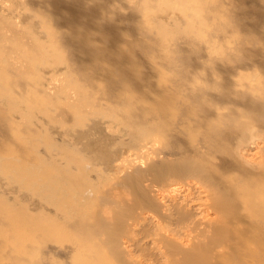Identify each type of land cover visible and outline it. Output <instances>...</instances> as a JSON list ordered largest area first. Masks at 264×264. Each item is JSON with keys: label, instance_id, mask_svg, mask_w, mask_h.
<instances>
[{"label": "bare ground", "instance_id": "obj_1", "mask_svg": "<svg viewBox=\"0 0 264 264\" xmlns=\"http://www.w3.org/2000/svg\"><path fill=\"white\" fill-rule=\"evenodd\" d=\"M31 1L90 26L0 5V264H264V0Z\"/></svg>", "mask_w": 264, "mask_h": 264}, {"label": "rangeland", "instance_id": "obj_2", "mask_svg": "<svg viewBox=\"0 0 264 264\" xmlns=\"http://www.w3.org/2000/svg\"><path fill=\"white\" fill-rule=\"evenodd\" d=\"M10 1L11 0H9V1H7L9 4H10ZM13 1V0H12ZM56 0H53V2H55ZM87 1H90V0H87ZM3 2H6L5 0H0V5H3L2 3ZM6 2V3H7ZM52 2V1H51ZM91 2V1H90ZM7 3V4H8ZM59 3V2H58ZM5 4V3H4ZM26 4H27V6H26V9H21L23 12H25V14H30V16L31 17H33V20L31 21V19L30 18H28V19H21V20H19L18 18H15V17H13V15L10 13V12H8V11H4L3 12V14H5L7 17H10L11 19H13V20H18L19 22H20V24H22L23 26H26V23L27 24H29L30 26H32L33 27V23H35V22H37L38 20H37V16H39L40 18H41V22L44 24V22L46 21V22H48V20H49V22H52V24L55 22V20H56V22L54 23L55 24V27H58L59 26V30H61V31H63V30H65V32H67V33H71V32H73V30L74 29H72V27H74L75 28V26H77V25H80L82 28H83V30L84 29H86V28H88L87 26H90V25H88L87 24V26L85 25V23H84V21L82 22L81 20L83 19V18H85V16L83 17V15L82 16H80L81 14H83V12H87V11H81L80 12V10L79 9H75L74 7L72 8L71 6H68V8L67 7H65L64 6V8H63V5L60 3L58 6H57V8H54V10L52 9V7H50V8H47V7H44V6H46L45 4H43L42 2H40V1H31V0H26ZM61 5H62V7H61ZM90 5H92V10H94L95 8H96V6H94V5H96V4H90ZM60 6V7H59ZM16 7V6H15ZM69 7H71V8H69ZM17 8V7H16ZM56 9V10H55ZM97 10L95 11V13H100L101 14V12H103V11H105V13H106V10L104 9V8H100L101 9V11L99 12V9L98 8H96ZM79 10V11H78ZM98 11V12H97ZM39 13V15H37ZM41 13L43 14L42 16L43 17H41ZM33 14V15H32ZM60 14H61V16H60ZM86 14V13H85ZM84 14V15H85ZM61 17V20L62 21H60L59 19H60V17ZM57 17H59V19H57ZM67 18L68 19V21L67 22H65V20L64 19H62V18ZM81 17H83V18H81V20H80V18ZM55 19V20H54ZM59 20V21H58ZM84 20V19H83ZM17 21V22H18ZM35 21V22H34ZM64 21V22H63ZM26 22V23H25ZM69 22H70V24H69ZM56 23H59L58 24V26H57V24ZM73 23H74V25H73ZM83 23V24H82ZM84 25V26H83ZM86 26V27H85ZM72 30V31H71ZM87 30V29H86ZM86 30H84V31H86ZM84 33V32H83ZM96 37V36H95ZM94 37V38H95ZM97 39H96V41L98 42V40H100L101 41V39L99 38V37H96ZM99 41V42H100ZM65 53L66 54H68V53H70V52H68V48H66V50H65ZM3 102H5L4 100H0V103L3 105ZM27 126V123H20V124H18V126L16 127V131L18 132V133H21V131L25 128ZM33 126L34 127H36L37 128V134H35L36 135V137L38 138V137H40V136H43V129H41V127L40 126H38V124H36V122H35V120L33 119ZM45 131V130H44ZM10 147H12V146H8V148H10ZM4 151L6 152V149H4Z\"/></svg>", "mask_w": 264, "mask_h": 264}]
</instances>
